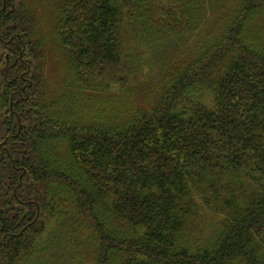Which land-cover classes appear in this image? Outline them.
<instances>
[{
	"label": "trees",
	"instance_id": "1",
	"mask_svg": "<svg viewBox=\"0 0 264 264\" xmlns=\"http://www.w3.org/2000/svg\"><path fill=\"white\" fill-rule=\"evenodd\" d=\"M208 3L0 0V264H264V0Z\"/></svg>",
	"mask_w": 264,
	"mask_h": 264
},
{
	"label": "rangeland",
	"instance_id": "2",
	"mask_svg": "<svg viewBox=\"0 0 264 264\" xmlns=\"http://www.w3.org/2000/svg\"><path fill=\"white\" fill-rule=\"evenodd\" d=\"M218 0H213V3L211 7L209 8L208 3V13L207 17H210V20L215 23L218 19L219 13L221 11L217 10V4ZM214 4V5H213ZM41 17H42V23L43 25V31L46 35V42H47V55H46V75L49 83V89L52 92L54 89H56L57 94H59L62 91V77L64 75V72L66 71V59L63 60V55L52 45L51 39L49 37L51 36V26L53 24V17L49 14V11L51 9L47 8V10L44 12L43 8L41 10ZM204 28H202V31ZM196 40L190 39L188 41L184 42H174L172 44H166L165 47H160L156 57L153 59V61L149 64V68L145 72H147L148 75H151L149 79H147L148 84L146 87H143L141 89L135 87L132 90V93H124L119 92L118 90H115V92H83L82 99L84 102L82 103V106L85 109H93L95 100H106L108 101V105L111 104L114 97L119 99L122 104L129 105L130 101L133 100L137 102L138 105H144L145 108H149V105H146V97H151L154 94V90L157 88V86L160 84L158 73L162 70V67L169 63L171 59L173 58L175 53V46H177L178 54L177 55H183V52H188L192 46L193 42ZM171 42V41H170ZM185 57V56H183ZM158 84V85H157ZM156 87V88H155ZM101 108L104 109V103L102 105H99ZM122 110H125V107L121 108Z\"/></svg>",
	"mask_w": 264,
	"mask_h": 264
}]
</instances>
